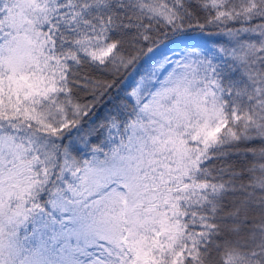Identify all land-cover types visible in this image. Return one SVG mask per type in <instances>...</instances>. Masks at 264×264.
Listing matches in <instances>:
<instances>
[{
    "label": "snow or ice",
    "instance_id": "6c2138e0",
    "mask_svg": "<svg viewBox=\"0 0 264 264\" xmlns=\"http://www.w3.org/2000/svg\"><path fill=\"white\" fill-rule=\"evenodd\" d=\"M0 264H264V0H0Z\"/></svg>",
    "mask_w": 264,
    "mask_h": 264
},
{
    "label": "trees",
    "instance_id": "16d2710c",
    "mask_svg": "<svg viewBox=\"0 0 264 264\" xmlns=\"http://www.w3.org/2000/svg\"><path fill=\"white\" fill-rule=\"evenodd\" d=\"M206 39H209V40H211V39H212V37H206Z\"/></svg>",
    "mask_w": 264,
    "mask_h": 264
}]
</instances>
